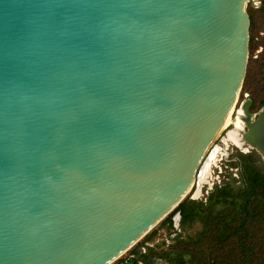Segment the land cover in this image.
<instances>
[{"label": "water", "instance_id": "obj_1", "mask_svg": "<svg viewBox=\"0 0 264 264\" xmlns=\"http://www.w3.org/2000/svg\"><path fill=\"white\" fill-rule=\"evenodd\" d=\"M250 2L0 0V264H113L181 204L240 103Z\"/></svg>", "mask_w": 264, "mask_h": 264}, {"label": "trees", "instance_id": "obj_2", "mask_svg": "<svg viewBox=\"0 0 264 264\" xmlns=\"http://www.w3.org/2000/svg\"><path fill=\"white\" fill-rule=\"evenodd\" d=\"M241 182L240 194L225 185L204 201L185 198L174 210L180 214V226L198 225L199 230L178 240L161 259L168 264H264V171L246 164ZM148 250L149 259L157 255Z\"/></svg>", "mask_w": 264, "mask_h": 264}, {"label": "rangeland", "instance_id": "obj_3", "mask_svg": "<svg viewBox=\"0 0 264 264\" xmlns=\"http://www.w3.org/2000/svg\"><path fill=\"white\" fill-rule=\"evenodd\" d=\"M259 9H256L257 3ZM259 3V4H260ZM248 11L251 14V26H250V43L249 46V64L247 71V78L242 90L240 103L238 110L243 106L245 102H252L253 107L250 110V114L255 118L259 115L262 107L264 106V0H251L248 5ZM236 117V116H235ZM235 118L232 120L234 121ZM233 127L231 122L226 130L220 133L212 145L222 148L221 154L217 157L215 163L209 169L207 175L196 182L191 192L186 198L200 202L208 198L214 189L217 187H224L230 185L235 188L233 193L240 194L241 186V172L243 167L248 165H254L260 171H264V154L260 153L257 149L248 145L244 148H238L232 143L228 145L223 144L224 139L230 129ZM251 156V158L244 160L242 157ZM263 165V168L260 166ZM180 215L178 212L173 211L170 213L161 223H159L149 234H147L141 241H139L133 248L128 250L121 258L132 255V253L139 254V249L144 247V242H151L152 247L149 248L157 255H153L151 259V253L147 250V254H144L146 263L152 264L158 261L164 262L161 259V255H165L170 252L172 247L178 240L185 239L186 237L194 234L199 230L198 225L194 227H181L179 223ZM171 224H170V223ZM173 224V225H172ZM153 238L149 239L153 234ZM142 246V247H141ZM142 255V254H141Z\"/></svg>", "mask_w": 264, "mask_h": 264}, {"label": "bare ground", "instance_id": "obj_4", "mask_svg": "<svg viewBox=\"0 0 264 264\" xmlns=\"http://www.w3.org/2000/svg\"><path fill=\"white\" fill-rule=\"evenodd\" d=\"M264 109V108H263ZM263 109L261 111H263ZM250 102H245L243 106L238 110H235L234 114L228 119L226 126L224 127L223 131L226 130L231 122H233L232 131L228 132L227 136L229 139H231L234 143L236 142V139L239 138V136H242V140L247 143L250 147L255 148L252 144L249 143V132H248V126L249 123H254L259 115L255 118L254 115L250 114ZM236 116V117H235ZM235 118L234 121H232ZM219 136V135H218ZM217 136V137H218ZM214 148V145H212L207 153V158L205 159L204 164L206 163L208 156L212 153ZM256 149V148H255ZM264 154V152L260 151ZM204 167V166H203ZM203 176V168L201 171V175L199 178H202Z\"/></svg>", "mask_w": 264, "mask_h": 264}, {"label": "flooded vegetation", "instance_id": "obj_5", "mask_svg": "<svg viewBox=\"0 0 264 264\" xmlns=\"http://www.w3.org/2000/svg\"><path fill=\"white\" fill-rule=\"evenodd\" d=\"M260 3V2H259ZM257 3L256 9H259V5H261V3L259 4ZM253 104L250 105V110L252 109ZM264 108V106L262 107V109ZM249 110V111H250ZM232 131V129L229 130V132ZM242 136H239V138L236 139V142L234 143L231 139L228 138V136L224 139V143L225 145H228L229 143L234 144L235 146H237L238 148H244V146L248 145L247 143H245L242 139ZM249 146V145H248ZM221 150L222 148L219 146L214 145L213 151L212 153L208 156V159L206 161V163L204 164L203 167V176L202 178L208 174L209 169L211 168V166L215 163L217 157L221 154ZM151 242L148 243L146 242L144 247L140 248L139 250V254H132L130 256L124 257V258H120L118 259L116 262H114L113 264H147L145 261L146 259L144 258V254H147V250L149 248H151ZM142 254V255H141ZM152 264H168L167 262H162V261H158L156 263H152Z\"/></svg>", "mask_w": 264, "mask_h": 264}, {"label": "clouds", "instance_id": "obj_6", "mask_svg": "<svg viewBox=\"0 0 264 264\" xmlns=\"http://www.w3.org/2000/svg\"><path fill=\"white\" fill-rule=\"evenodd\" d=\"M179 223H180V221H179Z\"/></svg>", "mask_w": 264, "mask_h": 264}]
</instances>
